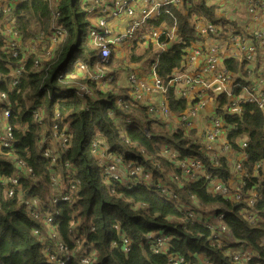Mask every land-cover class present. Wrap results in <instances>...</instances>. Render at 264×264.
Returning a JSON list of instances; mask_svg holds the SVG:
<instances>
[{
    "label": "trees",
    "instance_id": "trees-1",
    "mask_svg": "<svg viewBox=\"0 0 264 264\" xmlns=\"http://www.w3.org/2000/svg\"><path fill=\"white\" fill-rule=\"evenodd\" d=\"M107 1L113 8L116 0ZM205 1H200L202 12L217 28L223 29V38L229 36L231 30L217 15L220 5L216 0H208L207 5ZM133 2L140 7L139 0ZM88 8H93V13L88 14ZM100 10L95 0H20L14 11L0 15V28L9 25L16 29L25 46L40 36L50 38L56 28L63 32L55 47L51 48L47 40L39 44L26 57L25 70L18 77L12 76L11 70L22 64V56L13 58L3 48L5 43L0 36V94L8 99L6 102L0 98V115L8 106L11 114L8 123L15 140L13 148L0 150V177H18L21 186V189L16 187L11 197L7 195L8 188L0 187V263L51 264L34 230L46 233L42 214L55 212L52 231L68 244L70 251L78 241V255L66 264H79L82 258H89L90 264H168L164 254L150 249L148 242H153L147 238L150 233H165L170 237L171 252L191 263L203 256L210 258L212 264H232L223 252L209 246L206 228L196 221L192 225L186 216V211L191 210L201 215L199 221L211 222V215L226 207L225 201L212 189L218 181L230 182L225 162L213 165L202 151L203 144L196 130L185 132L172 124L167 128L164 120L147 116L144 103L137 102L138 107L129 109L116 104V93L130 90L123 72L148 76L156 52L143 41L127 40L123 46H110L109 61L100 63L99 48L89 42L88 32L90 22L91 28H98L90 19L103 17L97 14ZM192 13L186 4L164 7L156 21L149 22L148 28L179 27L178 34L182 38L180 45L158 53L155 72L164 84L170 80L174 69L183 64L187 50L195 43L190 22ZM110 24L125 31L131 19H117ZM48 53L49 59L44 60ZM36 60L38 67L34 66ZM93 72L105 76L103 89L98 81L89 78ZM109 73L113 77L108 76ZM16 80V85L10 88ZM81 85L94 89L92 95H82ZM166 98L171 112L178 114L183 103L173 102L171 88ZM128 99L124 102L129 103ZM220 100L224 103L225 96ZM245 110L242 119L235 118L232 122L249 140L255 161L261 158L259 151L264 148V114L254 104H248ZM56 114L63 121L61 128L68 138L65 152L54 131ZM219 114L222 111L219 110ZM127 119L133 127L125 131L124 141L117 135L116 122ZM97 136L109 154L118 153L125 162L130 159L138 162L150 174L151 182L136 185L126 174L117 179L102 174L90 151V144ZM162 149L173 150L182 159L200 161L209 179L172 183L177 200L163 196L152 187L154 181L168 182L165 172L173 167L162 155ZM46 151L51 152V157L44 156ZM20 160L26 162L32 174L20 172L19 165L16 166ZM176 174L179 173L176 171ZM56 176L68 200L53 206L51 195L55 192ZM30 198H37L41 206L29 208L26 201ZM202 207L212 211L205 215ZM227 224L237 239L253 247L264 237L258 232L261 226L251 228L245 218L236 213L229 214ZM121 236L131 242L127 252L119 246Z\"/></svg>",
    "mask_w": 264,
    "mask_h": 264
},
{
    "label": "built area",
    "instance_id": "built-area-1",
    "mask_svg": "<svg viewBox=\"0 0 264 264\" xmlns=\"http://www.w3.org/2000/svg\"><path fill=\"white\" fill-rule=\"evenodd\" d=\"M18 1L20 0H0V15L4 16L14 11ZM200 1L202 0H139L140 7H137L133 0H116L111 8L107 0H95V3L101 6V10L97 13L103 14L104 18L99 21L101 29L94 28L89 31V42L99 48L97 58L100 63L109 61L110 46L122 45L125 41L133 39L143 41L147 45L154 44L156 48L162 50L159 52L162 54L182 43V38L178 34L179 27L148 28L149 22L156 21L164 7H181L186 4L193 10L190 22L194 31L195 43L187 50L183 64L174 69L171 74L172 79L164 84L156 77L153 86L163 93L167 92V87H177L180 99L190 102V109L180 116L179 121L184 128L196 130L199 137L202 133L198 128V120L202 117V111L209 108L211 113L208 116V127L204 132L205 139L208 144L219 146V150L213 153V157L217 160L218 154L224 156L222 161L225 162L230 176L228 184L218 181L212 185V189L225 201V204L229 201L234 202L239 207V214L245 218L251 228L261 226L258 232L262 235L264 234V148L259 151V155L262 152L261 158L253 161L249 140L239 130V127L233 124L232 119H242L248 104L256 105L264 114V0H216L220 5L217 15L223 18L224 26L231 30V34L225 38L222 36L223 29L217 28L202 12ZM205 3L207 5L208 0ZM93 11L94 9L90 8L88 13L91 14ZM126 18L131 19V24L127 26L123 34L116 38L108 37L110 35L107 29L108 24L111 25L110 22L113 20L122 21ZM62 33L60 28H56L50 38L40 36L29 41L25 46L16 29L9 25L0 28V36L5 43L3 48L13 58L21 55L22 60H25L45 40L51 44V48L55 47L56 40L61 38ZM49 57L50 53L44 60H48ZM235 63L238 64L237 67L234 66ZM34 66H39L38 60L34 61ZM24 70L25 65L21 64L13 68L11 74L18 77ZM153 73L155 75V72ZM104 77L101 72L89 74V78L98 81L102 89L105 86ZM129 81L137 84L135 91L142 89L149 92L152 88V85H145L134 75L129 77ZM16 82L17 80L12 82L9 87L13 88ZM215 84L221 88L219 94L212 91ZM81 93L92 95L85 85L81 87ZM222 96H225L224 103L220 100ZM0 98L8 102L5 94H0ZM116 104L123 106L121 99H118ZM219 110L222 114H219ZM150 111L154 114L167 115L168 107L163 100L159 108L151 106ZM10 117V110L8 106H5L0 115L2 124L0 150L11 149L15 145L14 134L8 123ZM62 125L63 121L56 114L54 131H57L58 138H61L65 152L68 148L66 146L68 138L64 128H61ZM116 125L119 127L118 137L125 141V131L133 127L131 120L118 124L116 122ZM102 144L103 141L99 136L90 144V151L102 174L113 179L122 178L123 174H126L136 185L141 182H151L150 174L146 173L138 162L132 159L125 162L118 153L109 154ZM141 153L144 154V150H141ZM161 153L165 155L169 164L175 165V171L180 172L179 176V174L168 171L166 175L168 182L154 181L152 183V187H155L156 191L163 196L177 200L178 197L172 188V183H179L181 177L191 182L209 179L205 176V170L200 161L182 159L174 151L168 149H164ZM50 155L49 151L44 153L46 158L51 157ZM250 162L254 163L250 164ZM220 164L221 161L217 162L216 166ZM18 165L20 172L32 174L26 162L20 160L16 166ZM252 171L256 172V176L252 175ZM0 187L8 188L9 197L16 192V187L21 189L18 177L12 176L0 177ZM67 200L68 196L61 193V196L53 199V206ZM33 202L38 203L37 207L41 206L37 198L27 199L26 205L29 208L36 207ZM55 215V212L42 214V221L47 232L52 231ZM35 216L37 217L38 213H35ZM186 216L192 225L196 221L206 228L209 246L223 252L232 264H264V237L257 242L256 247L249 245L245 240L237 239L227 224L228 213H213L211 222L199 221L201 216L191 210L186 211ZM47 232L34 230V235L44 244L43 253L48 258V263L66 264L72 260L71 257L75 258L72 253L79 251L78 244L73 251H70L67 244L55 240L47 235ZM120 238L119 246L122 251L127 252L131 242L123 236ZM147 238L153 240V242H148L150 249L156 254H164L168 259V264H212L211 259L207 257L198 256L191 263L184 257L173 254L168 244L170 237L165 233H150ZM88 263L89 260L84 258L79 262V264Z\"/></svg>",
    "mask_w": 264,
    "mask_h": 264
},
{
    "label": "rangeland",
    "instance_id": "rangeland-1",
    "mask_svg": "<svg viewBox=\"0 0 264 264\" xmlns=\"http://www.w3.org/2000/svg\"><path fill=\"white\" fill-rule=\"evenodd\" d=\"M89 9L90 8H88L87 11H89ZM103 18L104 17H102V16H96V17L91 18L90 21H93V22H95L97 24V26H98L97 29H101L99 27V21L101 19H103ZM90 25L91 26L88 28V32H89V30L94 29V28H91L93 26V24L91 22H90ZM107 29H108V32H110V35L108 36L110 38L119 37L124 32V31H121L119 28H116V27H114L112 25H109V24H108ZM125 42L122 45H118V46L112 45L111 47H120V46H123L125 44ZM149 45L152 46L153 47V50L156 52L155 62L152 65V67L150 68V70H149V75L142 77V76L136 75L134 73L129 74L128 71L127 72H123L124 76H126L125 79L127 80V83L130 86V90H128L127 92L116 93V101L118 99H121L122 100V103H123V105L125 106L126 109H129L130 106L138 107L137 102L144 103L146 105L145 107H147L146 108V112H145L147 114V116H149V117H156V118H159V119L164 120V123H165V125H166L167 128H169L170 125L172 124L174 128L177 127V128H180V129L185 130V132H186L189 129L188 128H184L181 125L179 119H180V116L181 115H183L188 109H190V102L187 101V100L180 99V97L178 96L177 87H175V86L167 87L166 88V91L167 92H165V93L161 92L160 90L156 89L155 86H153V83L155 84V80H156V77H157L155 70H156V66H157L156 63L158 62V58H159L158 57V53L160 52V50L158 48H156V46L154 44H149ZM25 62H26V59L25 60H22V64L25 65V67H26V63ZM154 67H155V70H154ZM153 72H155V75H154ZM132 75L137 76V78L140 79L145 85H147V86H151L152 85L151 90L149 92L148 91H144L142 89H139L138 91H135V88L137 87V84H132L129 81V77L132 76ZM108 76H112L113 77L112 73H109ZM172 77L173 76L171 75L170 80L172 79ZM82 86L83 85L80 86V93H81V87ZM170 88L174 92V101L173 102L175 103L177 101H181L183 103V106L179 108V113L178 114L172 113L171 110L168 107V103H167L166 96H167ZM88 90L90 92H93L94 91V89H92L90 87L88 88ZM108 90H110V88H108L107 91ZM130 92H132V93L130 94ZM127 97L129 98L128 99L129 103H125L124 102L125 98H127ZM163 100L166 102L167 107H168V113H167V115H164L163 113H160V114H157V113L154 114V113H152L150 111L151 106H155L156 108H159L160 102L163 101ZM139 109L142 111V108H139ZM133 113L135 114V112H133ZM210 113H211V111H209V108L204 109L202 111V117H201V119L198 120V123H199L198 124V128L200 129V131L202 133L199 138H200L201 143L203 144V150H202L203 153L206 154L211 159V161L213 162V165L216 166V163L222 161L224 159V156L218 154V159L216 160L213 157V153H217V151L219 150V146L216 145V144L210 145V144H208L207 140L205 139L204 132L206 131V129L208 127L207 126V122H208V116H209ZM127 120H130V119H127ZM1 126H2V124H0V129H1ZM157 131H159V129H157ZM172 132H174V131H172ZM59 140H61V138H59ZM163 150L164 149H162L161 151H163ZM168 150L169 151H173V150H170V149H168ZM163 156H165V155L163 154ZM185 159H188V158H185ZM191 160H194V159H191ZM174 169H175V166L173 165V167H171L170 170L173 173H176V171ZM178 173H179V176H180V172H178ZM165 174L167 175L168 173L165 172ZM252 175L256 176V172L255 171H252ZM181 180L186 181V179L185 178H182V177H181L180 181ZM189 182H191V181H189ZM53 184H54L53 191L55 190V192L51 195V204L52 205L54 204L53 199L55 197L61 196V193H62V189L60 187L59 177L56 176L54 178ZM104 184L107 186V183L104 182ZM33 204H35L36 207L38 206V203H34L33 202ZM193 204L195 206H197V204H196L195 201H193ZM238 210H239V207L234 202L229 201L228 203H226V207L225 208H221V211L220 212H226L228 214L236 213L237 215L241 216V214H239ZM211 211H212L211 208H203L202 207V213H204L205 215H208ZM47 235L53 237L55 240H60L62 243L66 244L64 241H62L61 239H59L58 238V235H56L53 231L47 232ZM75 244H78V241H76ZM78 252L77 253H72V255L76 258V256L78 255ZM84 259H87V260L90 261L89 258H84Z\"/></svg>",
    "mask_w": 264,
    "mask_h": 264
},
{
    "label": "water",
    "instance_id": "water-1",
    "mask_svg": "<svg viewBox=\"0 0 264 264\" xmlns=\"http://www.w3.org/2000/svg\"><path fill=\"white\" fill-rule=\"evenodd\" d=\"M212 91L215 92V93H220L221 91V88L218 84H215L213 87H212Z\"/></svg>",
    "mask_w": 264,
    "mask_h": 264
},
{
    "label": "bare ground",
    "instance_id": "bare-ground-1",
    "mask_svg": "<svg viewBox=\"0 0 264 264\" xmlns=\"http://www.w3.org/2000/svg\"><path fill=\"white\" fill-rule=\"evenodd\" d=\"M161 51H162V50H161ZM161 51H160V52H161ZM65 256L67 257L68 255H65ZM71 258H73V257H71ZM88 264H90V263H88Z\"/></svg>",
    "mask_w": 264,
    "mask_h": 264
}]
</instances>
